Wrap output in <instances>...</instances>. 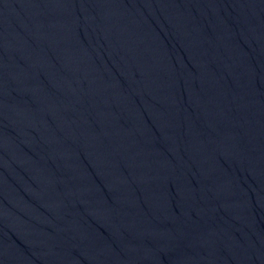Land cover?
Returning <instances> with one entry per match:
<instances>
[{"label":"water","instance_id":"1","mask_svg":"<svg viewBox=\"0 0 264 264\" xmlns=\"http://www.w3.org/2000/svg\"><path fill=\"white\" fill-rule=\"evenodd\" d=\"M0 264H264V236L0 109Z\"/></svg>","mask_w":264,"mask_h":264}]
</instances>
